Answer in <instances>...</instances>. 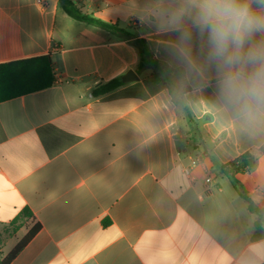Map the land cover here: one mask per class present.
<instances>
[{
	"label": "crops",
	"instance_id": "0c3cea01",
	"mask_svg": "<svg viewBox=\"0 0 264 264\" xmlns=\"http://www.w3.org/2000/svg\"><path fill=\"white\" fill-rule=\"evenodd\" d=\"M61 1L0 0V64L51 55L56 74L53 87L0 103V261L37 226L9 264H264L260 218L221 171L264 135L235 130L213 87L185 81L177 34L155 26L160 0L74 4L145 39L174 69L179 105L137 71L126 38ZM130 70L139 81L93 95ZM236 183L264 216V153Z\"/></svg>",
	"mask_w": 264,
	"mask_h": 264
},
{
	"label": "clouds",
	"instance_id": "9594fccd",
	"mask_svg": "<svg viewBox=\"0 0 264 264\" xmlns=\"http://www.w3.org/2000/svg\"><path fill=\"white\" fill-rule=\"evenodd\" d=\"M155 26L177 34L185 81L213 87L235 130L264 135V0H160Z\"/></svg>",
	"mask_w": 264,
	"mask_h": 264
},
{
	"label": "trees",
	"instance_id": "16d2710c",
	"mask_svg": "<svg viewBox=\"0 0 264 264\" xmlns=\"http://www.w3.org/2000/svg\"><path fill=\"white\" fill-rule=\"evenodd\" d=\"M61 6L71 18L77 21L118 33L126 38L138 50L139 62L137 71L142 72L150 70L152 83L167 88L170 91L174 104H182V97L178 96L174 87V82L172 81L174 69L155 58L145 39L137 38L135 35L111 23L104 22L90 15L82 14L71 0H62ZM55 82L56 74L51 55L0 64V103L49 89L54 86ZM124 85H126V83L122 81V77H118L102 84L94 89L92 93L95 97H99L111 93ZM185 110L190 118V111L186 106ZM263 153L264 147L246 152L236 160L221 166L222 173L230 179L240 195L248 202L250 211L259 216L260 220L257 223V236L259 238L264 236V231L261 228L264 216L254 202L245 193L239 190L236 177L246 171L252 170L257 163L258 155ZM23 214L31 216L28 209H26ZM37 228L36 226L35 229L30 230L24 239L0 261V264H9L31 239Z\"/></svg>",
	"mask_w": 264,
	"mask_h": 264
},
{
	"label": "water",
	"instance_id": "95a60500",
	"mask_svg": "<svg viewBox=\"0 0 264 264\" xmlns=\"http://www.w3.org/2000/svg\"><path fill=\"white\" fill-rule=\"evenodd\" d=\"M73 1V3H75L74 0H71ZM140 78L139 76L133 71V70H130L128 71L123 77H122V81L124 83H132V82H137L139 81Z\"/></svg>",
	"mask_w": 264,
	"mask_h": 264
},
{
	"label": "rangeland",
	"instance_id": "374dc122",
	"mask_svg": "<svg viewBox=\"0 0 264 264\" xmlns=\"http://www.w3.org/2000/svg\"><path fill=\"white\" fill-rule=\"evenodd\" d=\"M147 71V70H146ZM146 90H145V89ZM144 88L141 86V87H139V88H137V90H139V93H146V92H148V91H150V89H149V82L148 81H146L145 83H144ZM25 215H27V214H25ZM28 219V218H27ZM26 219H23V217L22 218H19L17 221H16V223L14 224V226L16 225V224H18V225H23V223L22 222H26L25 221ZM2 260V259H1Z\"/></svg>",
	"mask_w": 264,
	"mask_h": 264
},
{
	"label": "built area",
	"instance_id": "2783aa9c",
	"mask_svg": "<svg viewBox=\"0 0 264 264\" xmlns=\"http://www.w3.org/2000/svg\"><path fill=\"white\" fill-rule=\"evenodd\" d=\"M39 3H41V0H38ZM55 48V47H54ZM198 162L195 160L193 161V165H196Z\"/></svg>",
	"mask_w": 264,
	"mask_h": 264
}]
</instances>
